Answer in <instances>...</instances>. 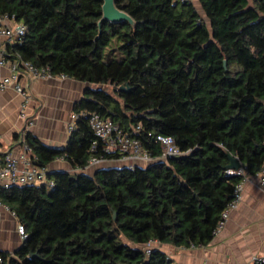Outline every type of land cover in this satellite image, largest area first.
Instances as JSON below:
<instances>
[{"label":"trees","instance_id":"1","mask_svg":"<svg viewBox=\"0 0 264 264\" xmlns=\"http://www.w3.org/2000/svg\"><path fill=\"white\" fill-rule=\"evenodd\" d=\"M114 0L127 22L98 24L103 0H0V18L25 26L6 58L89 85L65 148L23 131L33 165L63 159L52 186L12 185L0 202L26 239L4 264H172L152 244L205 247L240 177L264 159V0ZM97 113L132 133L154 159L81 173L105 154L88 125ZM169 136L181 155L161 158L148 134ZM17 137V136H16ZM96 143V150L90 151ZM256 264H264L259 262Z\"/></svg>","mask_w":264,"mask_h":264},{"label":"crops","instance_id":"2","mask_svg":"<svg viewBox=\"0 0 264 264\" xmlns=\"http://www.w3.org/2000/svg\"><path fill=\"white\" fill-rule=\"evenodd\" d=\"M191 1L194 7L196 1L199 7H195L196 10L204 16L198 0ZM2 24L13 25L12 22ZM2 42L0 37V50ZM9 74L7 67H0V80ZM20 85L25 88V95L16 92L12 86L0 90V158L7 152L20 153L23 131L49 148H65L74 106L83 99L87 84L69 78L23 77ZM46 169L48 173L71 171L63 159L53 161ZM16 222L9 212H1V253L12 256L22 245L15 231ZM152 245L162 250L172 264H252L254 259L264 256V184H244L240 202L230 211L223 229L207 246L174 248L157 243Z\"/></svg>","mask_w":264,"mask_h":264},{"label":"built area","instance_id":"3","mask_svg":"<svg viewBox=\"0 0 264 264\" xmlns=\"http://www.w3.org/2000/svg\"><path fill=\"white\" fill-rule=\"evenodd\" d=\"M3 22H12V26H5ZM25 32V26L20 22H15L13 19L4 16L0 18V37L2 39V48L0 50V67H7L10 74L0 80V90L8 86L25 95V88L20 85V79H48L53 78L48 68H37L27 61H18V57L14 61L6 58L4 51V44H12L19 40ZM59 78H66L65 76H57ZM77 115L74 114L71 123L68 126V133H70L75 125ZM88 125L93 132L94 136L100 142V149L105 154H117L120 158L117 161L124 162L128 167H133L136 163H150L154 159L150 153L146 151L140 140L133 137V133H139L140 127L136 126L132 133L124 131L119 125L113 123L108 118H103L97 113H92L88 117ZM153 143L160 146L161 158L178 157L181 155L178 148L175 146L174 141L169 136L152 135L148 134ZM96 150V143L91 145L90 151ZM107 162L106 159L96 156H90L85 169L98 167L99 165ZM48 171L46 168L38 167L32 164L30 158L29 148L22 143L21 151L18 155H13L11 152L5 153L0 158V190L8 189L12 185H46L51 187L52 181L47 179ZM227 176L240 177L239 182L234 186L231 200L227 203L225 209L221 212L217 227L214 231L216 235L223 229L230 211L235 209L241 200L242 189L244 184L259 183L264 184V159L258 172L248 174L246 169L241 166L238 170H226ZM6 211L17 220L14 212L9 210L8 207L0 202V218L1 212ZM15 231L21 241L27 237L24 226L17 220ZM264 261V256L254 259L252 264ZM0 264H4L0 257Z\"/></svg>","mask_w":264,"mask_h":264},{"label":"water","instance_id":"4","mask_svg":"<svg viewBox=\"0 0 264 264\" xmlns=\"http://www.w3.org/2000/svg\"><path fill=\"white\" fill-rule=\"evenodd\" d=\"M105 21L111 22V23L127 22L131 26H135L134 21L131 19V17L129 15H127L126 13L118 10L114 6V0H103L102 15H101V19L99 20L98 24L100 25L102 22H105ZM88 87H89V85L87 84V88ZM229 159H230V163H229L227 169H229V170H238L242 166V164L238 161V159L233 158L231 156H229ZM148 164L136 163L134 166L144 167V166H146ZM111 165H115V164L111 163V162H108V164H106V163H105V165L102 164L101 167L98 166V168H91V169L88 170L90 172V173L88 172V174L89 175H93L97 170L108 169V168H111V167H117V166H111ZM122 166H128V165L126 163H124V165H121V166H118V167H122Z\"/></svg>","mask_w":264,"mask_h":264},{"label":"rangeland","instance_id":"5","mask_svg":"<svg viewBox=\"0 0 264 264\" xmlns=\"http://www.w3.org/2000/svg\"><path fill=\"white\" fill-rule=\"evenodd\" d=\"M194 4H195V7H197V8H199L198 6H197V4H196V1H194ZM200 11V13H201V10H199ZM106 164H108V162H105ZM105 163H103V165H105ZM111 163H114L115 165H111V166H121V165H124V162H120V161H115V162H111ZM146 164H148V163H146ZM100 167L102 166V164L101 165H99ZM90 169V168H89ZM89 169H83L82 171H80L81 173H84V174H88V170ZM94 171V170H93ZM92 172V171H91ZM90 173V172H89Z\"/></svg>","mask_w":264,"mask_h":264}]
</instances>
